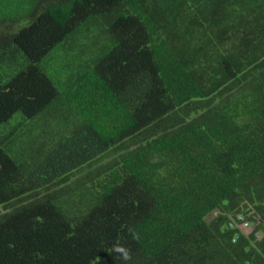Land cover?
I'll use <instances>...</instances> for the list:
<instances>
[{"label":"trees","instance_id":"obj_1","mask_svg":"<svg viewBox=\"0 0 264 264\" xmlns=\"http://www.w3.org/2000/svg\"><path fill=\"white\" fill-rule=\"evenodd\" d=\"M0 264H264V0H0Z\"/></svg>","mask_w":264,"mask_h":264},{"label":"clouds","instance_id":"obj_2","mask_svg":"<svg viewBox=\"0 0 264 264\" xmlns=\"http://www.w3.org/2000/svg\"><path fill=\"white\" fill-rule=\"evenodd\" d=\"M138 235H134V239H138ZM113 251L115 253H118L120 258H122L124 261H128V260H131V252H130V249L122 246V245H115L113 247Z\"/></svg>","mask_w":264,"mask_h":264}]
</instances>
